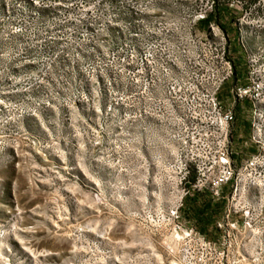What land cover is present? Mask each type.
<instances>
[{
  "label": "rangeland",
  "instance_id": "1",
  "mask_svg": "<svg viewBox=\"0 0 264 264\" xmlns=\"http://www.w3.org/2000/svg\"><path fill=\"white\" fill-rule=\"evenodd\" d=\"M90 1L0 0V264L174 262L171 196L160 170L131 158L125 142L121 39L92 31L79 11ZM257 24L250 54L264 50V20ZM227 30L235 75L220 99L236 113L233 165L250 174L264 103L255 108L233 90L264 81V53L251 74L236 28ZM234 188L219 201L193 193L179 214L214 237L217 221L243 220L239 210L256 201V191L234 198Z\"/></svg>",
  "mask_w": 264,
  "mask_h": 264
},
{
  "label": "built area",
  "instance_id": "2",
  "mask_svg": "<svg viewBox=\"0 0 264 264\" xmlns=\"http://www.w3.org/2000/svg\"><path fill=\"white\" fill-rule=\"evenodd\" d=\"M79 11L95 34L121 39L114 49L122 63L125 142L131 158L160 170L171 196L173 264H264V206L258 202L264 198V113L250 137L262 152L247 164L250 174L237 173L229 151L236 113L220 99L235 75L228 25L237 30L251 74H258L264 50L250 54L249 37L264 20V0H91ZM233 94L257 108L264 103V81L251 79ZM233 182L234 198L247 188L258 193L252 207L239 210L243 220L227 215L210 237L182 219L187 197L209 193L219 201Z\"/></svg>",
  "mask_w": 264,
  "mask_h": 264
},
{
  "label": "trees",
  "instance_id": "3",
  "mask_svg": "<svg viewBox=\"0 0 264 264\" xmlns=\"http://www.w3.org/2000/svg\"><path fill=\"white\" fill-rule=\"evenodd\" d=\"M203 231V230H202Z\"/></svg>",
  "mask_w": 264,
  "mask_h": 264
}]
</instances>
